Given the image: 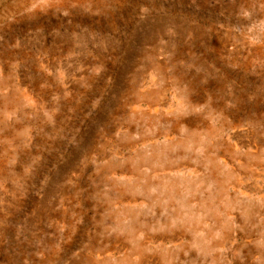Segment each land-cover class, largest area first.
Segmentation results:
<instances>
[{
  "label": "rangeland",
  "instance_id": "1",
  "mask_svg": "<svg viewBox=\"0 0 264 264\" xmlns=\"http://www.w3.org/2000/svg\"><path fill=\"white\" fill-rule=\"evenodd\" d=\"M0 264H264V0H0Z\"/></svg>",
  "mask_w": 264,
  "mask_h": 264
}]
</instances>
